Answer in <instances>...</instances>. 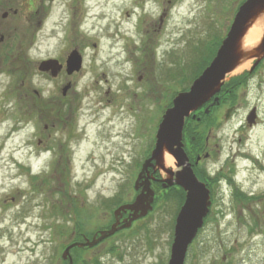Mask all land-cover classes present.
<instances>
[{
    "label": "rangeland",
    "instance_id": "1",
    "mask_svg": "<svg viewBox=\"0 0 264 264\" xmlns=\"http://www.w3.org/2000/svg\"><path fill=\"white\" fill-rule=\"evenodd\" d=\"M243 1L86 0L87 34L71 20L83 2L0 0L16 10L0 8V264H58L69 239L111 225L136 194L163 111L211 60ZM77 43L79 72L37 69ZM251 64L229 75L241 76L236 87L202 117L213 149L197 172L214 200L184 264H264V58L248 74ZM179 201L157 192L146 216L76 249V263L167 264Z\"/></svg>",
    "mask_w": 264,
    "mask_h": 264
},
{
    "label": "water",
    "instance_id": "2",
    "mask_svg": "<svg viewBox=\"0 0 264 264\" xmlns=\"http://www.w3.org/2000/svg\"><path fill=\"white\" fill-rule=\"evenodd\" d=\"M262 16H264V0H244L238 6L229 29L214 57L192 81L187 90L179 91L173 97L172 105L162 114L155 134L154 147L150 152V156L143 161L134 182V189L141 186V191L132 202L121 204L113 211L115 221L108 229L99 230L90 239L85 238L82 242L70 243L62 252L63 258L67 257L71 247H91L117 230L129 227L134 220L147 215L153 207L154 192L150 188L149 181L146 178L143 179V177L149 166L158 167L165 173L172 174L164 160L165 154H169L174 159V164L180 168L176 172L174 183L183 188L185 198L175 217L173 240L167 264H184L188 246L196 236L198 229L203 225L204 217L207 215L211 204L209 189L197 179L182 146L184 121L192 111L206 102L211 101L209 105L218 102L217 93L220 91L221 86L241 63H248L252 60V64L248 69V72H251L264 57V24L256 43L248 48L242 46L243 37L249 27L257 18ZM80 65L81 56L76 50L71 51L67 57V72L78 70ZM60 68L61 65L56 59H46L38 65V69L41 71L50 70L52 76H55ZM67 87H69L68 84L64 86L63 91ZM208 108L209 106L205 108L206 111H208ZM231 110V107L226 109L225 119L229 118ZM255 118L256 107H253L247 114L246 120L249 125H252ZM140 179L142 180L140 181ZM163 181V186L173 183L168 179ZM126 210L130 212L120 223V217ZM68 264H72L71 259Z\"/></svg>",
    "mask_w": 264,
    "mask_h": 264
},
{
    "label": "flooded vegetation",
    "instance_id": "3",
    "mask_svg": "<svg viewBox=\"0 0 264 264\" xmlns=\"http://www.w3.org/2000/svg\"><path fill=\"white\" fill-rule=\"evenodd\" d=\"M76 1L77 2H83V7L86 8V9H83L82 11H80L81 12L80 13V16L77 19H75V12L73 13V15L71 17L72 26H74L75 23H76L79 26V28H81L83 30L84 33H87L88 34L89 31H90V29L87 28V25L89 24L87 22V15H88V18L93 16L92 14H89L90 11H91V8L88 5V3L86 2V0H76ZM0 4H1V2H0ZM0 6H1L0 7L1 9H5L4 12H3V14H2L3 16H7L8 13H11V12H13V13L16 12V10L13 11L12 7L10 5H8V4L0 5ZM135 14H136V17H137V15L139 17V12H137L136 10H133L132 16H134ZM130 19H132V18H130ZM79 33L80 32H78V34ZM84 37H86V36H84ZM2 39H3V37L1 36L0 37V40H2ZM92 45H95V44H92ZM73 50H76L78 52V54L82 58V63H83V51H82V49H80L79 44L77 43L71 49H70V47L65 48L59 55H57L55 57L53 56V57H47V58H45V59H56L58 61V63L61 65L60 70L57 72V74L55 76H52L50 74V70H48V71H41V72H46L47 74H49L53 78L54 77H61V76H63V78L64 77L66 78L68 76H72L76 72H79L81 70V68H82V63H81L80 68L78 70H73L70 73L67 72V57L70 54V52L73 51ZM255 69L256 68H254L253 71ZM67 84L69 85V88H70L72 86V84H73V81L72 80H68L62 86V88H64V86L67 85ZM188 87L189 86H187L186 88H183L180 91L187 90ZM222 101H223V98L219 97L218 98V102L215 103L214 105H209V103L211 101H208L205 104H203L201 107H198L196 110L192 111L190 113V115L188 117H186V123H185V126L183 128L182 140H181L182 141V144H183L182 145L183 146V149H184V151H185V153H186V155L188 157V161L191 164V167H192L195 175L197 176V178L200 181H203L206 184V186L208 187V189H209L210 200L211 201L214 200L213 194H212L213 193V191H212L213 184L208 180L207 177L199 176V174H198L199 168H200L199 166L201 165V163L205 159H208L210 156H212V149H213V147L212 148L209 147L211 145L210 144V133H211L210 132V129H211V125L208 127V130L205 131V129L203 128L205 121L202 120V117L211 114L212 111H213V108L220 106L221 103H222ZM226 101L227 100H225V102ZM207 106H209L208 111H206V109H205ZM253 106L256 107V111H257V106L256 105H253ZM229 107H232V110L235 109V105L230 104V105H227L226 108H229ZM257 121H258V115H257V117H256V119H255V121H254V123L252 125H249L248 124L249 127H253L255 124H257ZM210 123H211V121L208 122L207 125H209ZM215 125L217 126L218 125V122H216ZM153 145H154V143H153ZM149 155H150V152H149V154L146 157H148ZM168 167L172 171V174L171 173H165L164 171L158 169V167H154L153 168V167L149 166L148 169H147V171L145 172V175H144L143 179L146 178L149 181L150 188L154 192L153 202L155 201V198L157 197V192H159V191L162 192L163 191L165 193H169V192L177 193V195L179 196V200H180L179 202L182 204L183 201H184V198H185V191L178 184L174 183V180L176 178V172L179 171L180 168L177 167L176 165H174V166L171 165V166H168ZM139 170H138V172H139ZM138 172H137V174H138ZM137 174H136V176H137ZM136 176H135V178H136ZM164 179H168V180L172 181L173 183L170 184V185L168 184L167 186H163V184H164V181L163 180ZM141 180L142 179H140V181ZM230 183L232 184V181H230L229 184ZM141 188L142 187L139 186L138 189H134L136 191V194L141 191ZM236 190L238 191L239 189H236ZM230 192H231V188H230ZM232 192L235 195V190L232 189ZM242 192H243V190H242ZM136 194L134 195V197L136 196ZM246 195L248 196L249 194H246ZM250 195H254V193H250ZM242 196H244V195L242 194ZM133 199L130 200L129 202L133 201ZM129 212H130L129 210H126L125 212L122 213V215L120 217V223L122 222V220L124 218L127 217V215L129 214ZM114 220H115V218L113 217L112 222H114ZM107 228H109V227H107ZM98 230H100V229L95 230L94 233H96ZM85 238H89V236H86V235H83L82 234L81 239H79V240L78 239H75V238L74 239H69V241L64 244L63 249L67 245H69L70 243H72L74 241H84ZM106 238H108V237H106ZM100 242H102V241H99V243ZM99 243H97V244H99ZM94 246H92V247H88V246H83V247L74 246V247H71L69 249V254L67 255V257L66 258H62V256H61V260L58 262V264L59 263L60 264H68V262H69L70 259L72 260V264H77L76 263L77 262L76 261V256H75L76 249H78L79 252H85L86 250L92 249Z\"/></svg>",
    "mask_w": 264,
    "mask_h": 264
},
{
    "label": "bare ground",
    "instance_id": "4",
    "mask_svg": "<svg viewBox=\"0 0 264 264\" xmlns=\"http://www.w3.org/2000/svg\"><path fill=\"white\" fill-rule=\"evenodd\" d=\"M263 24H264V16L257 18V20L249 27L242 40V46L244 48H248L256 43V41L260 37ZM247 65H248L247 62L241 63L233 71V73L243 70ZM164 160L167 166L173 165V158L169 154H165Z\"/></svg>",
    "mask_w": 264,
    "mask_h": 264
},
{
    "label": "trees",
    "instance_id": "5",
    "mask_svg": "<svg viewBox=\"0 0 264 264\" xmlns=\"http://www.w3.org/2000/svg\"><path fill=\"white\" fill-rule=\"evenodd\" d=\"M214 53V52H213ZM212 56V55H211ZM208 61L209 60H207V62L206 63H204V65H203V67L204 66H206L207 64H208ZM202 67V68H203ZM201 71V69L194 75V76H196L199 72ZM193 76V77H194ZM241 78V76H234V77H232V78H230V80H228V81H226L224 84H223V86H222V88H221V91H225L226 89H227V87H233V88H235L236 87V85H237V82H238V80ZM226 103H227V101H226Z\"/></svg>",
    "mask_w": 264,
    "mask_h": 264
}]
</instances>
